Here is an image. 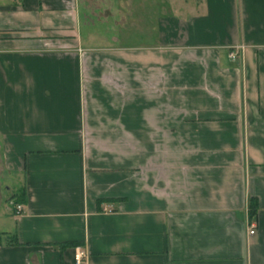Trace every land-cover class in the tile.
I'll return each mask as SVG.
<instances>
[{"label":"crops","instance_id":"crops-1","mask_svg":"<svg viewBox=\"0 0 264 264\" xmlns=\"http://www.w3.org/2000/svg\"><path fill=\"white\" fill-rule=\"evenodd\" d=\"M173 5L0 0V264H264V0Z\"/></svg>","mask_w":264,"mask_h":264},{"label":"rangeland","instance_id":"rangeland-1","mask_svg":"<svg viewBox=\"0 0 264 264\" xmlns=\"http://www.w3.org/2000/svg\"><path fill=\"white\" fill-rule=\"evenodd\" d=\"M174 1L176 3V0H165V12H166V14L169 12H172L173 6H174L173 5ZM185 2H188V0H185ZM145 39H147V38H145ZM138 41H140V40L133 39L132 43H138ZM1 154H2V151L0 150V214L2 211H7L13 207V203L8 202V201H10V199L8 198L9 196H8V192H7L6 187H10V189H13V188H15V185L19 184V182H20L19 179L15 182H11L10 180L7 179V177L9 175L7 172H4ZM0 228L2 229L3 226ZM0 235H2V234L0 233Z\"/></svg>","mask_w":264,"mask_h":264},{"label":"built area","instance_id":"built-area-1","mask_svg":"<svg viewBox=\"0 0 264 264\" xmlns=\"http://www.w3.org/2000/svg\"><path fill=\"white\" fill-rule=\"evenodd\" d=\"M240 49H241V47H238V46H236L234 48H230L228 50V58L230 60H235L237 58V55H238V50H240ZM14 210L16 211L17 214L20 213V211L22 210L21 204H15ZM255 228H256L255 222L253 220H250L248 222V233L250 235L254 234ZM85 256H86V252L84 250H82L81 248H77L75 253H74L75 263L80 264L84 260Z\"/></svg>","mask_w":264,"mask_h":264},{"label":"trees","instance_id":"trees-1","mask_svg":"<svg viewBox=\"0 0 264 264\" xmlns=\"http://www.w3.org/2000/svg\"><path fill=\"white\" fill-rule=\"evenodd\" d=\"M13 204L15 205L16 203H13ZM255 213H256V202H255V200L253 198H251L249 200V204H248V216H249L250 220H252V218L255 215ZM69 244H72V243H69Z\"/></svg>","mask_w":264,"mask_h":264}]
</instances>
